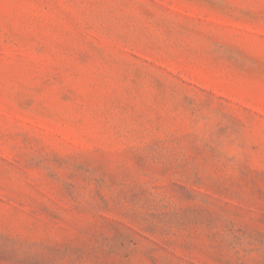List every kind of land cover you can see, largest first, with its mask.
<instances>
[{
    "label": "rangeland",
    "instance_id": "1",
    "mask_svg": "<svg viewBox=\"0 0 264 264\" xmlns=\"http://www.w3.org/2000/svg\"><path fill=\"white\" fill-rule=\"evenodd\" d=\"M0 264H264V0H0Z\"/></svg>",
    "mask_w": 264,
    "mask_h": 264
}]
</instances>
